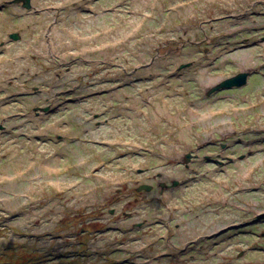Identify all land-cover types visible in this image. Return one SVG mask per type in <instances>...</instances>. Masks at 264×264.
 <instances>
[{
	"label": "rangeland",
	"instance_id": "1",
	"mask_svg": "<svg viewBox=\"0 0 264 264\" xmlns=\"http://www.w3.org/2000/svg\"><path fill=\"white\" fill-rule=\"evenodd\" d=\"M12 1L0 258L264 264V0ZM243 72V88L205 96Z\"/></svg>",
	"mask_w": 264,
	"mask_h": 264
},
{
	"label": "water",
	"instance_id": "2",
	"mask_svg": "<svg viewBox=\"0 0 264 264\" xmlns=\"http://www.w3.org/2000/svg\"><path fill=\"white\" fill-rule=\"evenodd\" d=\"M29 2H30V0H13L11 2V4H14V5L21 4L22 8L27 11V10H30V8H31ZM8 36H9L8 38L12 42L19 41V36L15 33L10 34ZM248 78H249V73L243 72V73H239L235 76H231L230 78H226L224 80H221L215 86H212V88H209L206 95L210 96L211 94H214V93H217V92L223 91V90L241 89L247 85ZM48 111H49V108L42 109V112H44V113L48 112ZM0 130H3L2 125H0ZM188 160H189V155L186 156V162ZM173 185L176 186L175 184H173Z\"/></svg>",
	"mask_w": 264,
	"mask_h": 264
},
{
	"label": "flooded vegetation",
	"instance_id": "3",
	"mask_svg": "<svg viewBox=\"0 0 264 264\" xmlns=\"http://www.w3.org/2000/svg\"><path fill=\"white\" fill-rule=\"evenodd\" d=\"M186 67H188V66H186ZM36 93H38V92H36ZM74 94H76V92L75 91H72L71 92V95H74ZM206 94H207V92L205 93V96L206 97H210L211 95H213V94H211L210 96H207ZM45 99L48 100V98H45ZM50 105H47V106L42 107V108H34V111L36 110V111H40L44 115H50L52 113V110H51V106ZM44 108H49V111L48 112H45V113L42 112V109H44ZM35 113L38 114V112H35ZM4 131H5V127L3 126V130H0V133H3ZM220 147L222 148V150H223V148L226 149V147H224V146L222 147L221 144H220ZM187 155H189V160L186 162V156ZM187 155L184 156V157H182L183 158V161L181 163V164H183V168L185 169V171H189V169L194 165L193 162L198 158L197 156L192 155V153L191 154H187ZM241 158H244V157L242 156ZM218 159H219V156H217V158L216 159H213V161H212V160H210V158L208 156H204L203 157V161H204L203 163L213 164V165H217L219 167H222V166L224 167V162H226V165L233 164V160L230 157H226L225 160H224V162H220ZM141 173L142 174L148 173V170L144 169V170L141 171ZM173 184H175L176 186H174ZM177 184H178L177 181H172V183L171 182L169 183V186H167L165 184H160V188L161 189H167V188H169V191H170L171 189H175V187L178 186ZM141 190H144L145 192H148V191L151 190V186H140L139 191H141ZM259 220H261V218L258 219V221ZM251 222H254V220L251 221Z\"/></svg>",
	"mask_w": 264,
	"mask_h": 264
},
{
	"label": "trees",
	"instance_id": "4",
	"mask_svg": "<svg viewBox=\"0 0 264 264\" xmlns=\"http://www.w3.org/2000/svg\"><path fill=\"white\" fill-rule=\"evenodd\" d=\"M9 254H12V253L9 252ZM2 262H6L7 264H23V260L21 257H16V258L9 257L8 258L7 256V258H4V259L0 258V263Z\"/></svg>",
	"mask_w": 264,
	"mask_h": 264
},
{
	"label": "bare ground",
	"instance_id": "5",
	"mask_svg": "<svg viewBox=\"0 0 264 264\" xmlns=\"http://www.w3.org/2000/svg\"><path fill=\"white\" fill-rule=\"evenodd\" d=\"M65 8V7H64Z\"/></svg>",
	"mask_w": 264,
	"mask_h": 264
}]
</instances>
